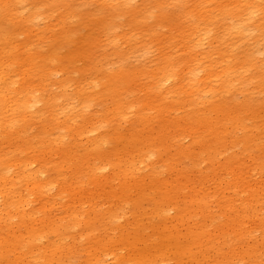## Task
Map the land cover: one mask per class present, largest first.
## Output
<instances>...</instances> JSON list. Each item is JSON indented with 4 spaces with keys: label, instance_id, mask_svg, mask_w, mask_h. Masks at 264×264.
<instances>
[{
    "label": "rangeland",
    "instance_id": "374dc122",
    "mask_svg": "<svg viewBox=\"0 0 264 264\" xmlns=\"http://www.w3.org/2000/svg\"><path fill=\"white\" fill-rule=\"evenodd\" d=\"M0 22V264L264 251V0H0Z\"/></svg>",
    "mask_w": 264,
    "mask_h": 264
},
{
    "label": "bare ground",
    "instance_id": "6f19581e",
    "mask_svg": "<svg viewBox=\"0 0 264 264\" xmlns=\"http://www.w3.org/2000/svg\"><path fill=\"white\" fill-rule=\"evenodd\" d=\"M102 1V4H107V5H110L111 7L112 6H123V5H125V4H128L129 2H130V0H128V1H126V0H101ZM163 19V17L161 16V17H159V21L160 20H162ZM157 19L154 21V23H158L159 22ZM147 26V25H146ZM3 30V28H2V24H1V22H0V33H1V31ZM93 45H95L96 44V40H94V42L92 43ZM20 60V59H19ZM23 60H24V58H23ZM38 66V63L35 65V67H37ZM173 78V75L172 76H165L163 79H162V84L163 85H166V84H168V83H170V82H172V79ZM1 83V82H0ZM4 83V82H3ZM2 84V83H1ZM1 84H0V86H1ZM7 93V91L4 89V86H1L0 87V94H1V96L3 97V101H4V105L3 106H1V110H0V113H3V114H6L7 112H9V111H11V105H10V103L7 101V99L5 98V96H4V94H6ZM150 159H151V157H150ZM143 164H145L146 166H149V165H147L148 163H143ZM34 175V174H33ZM33 175H28V177H30V176H33ZM3 180H4V178H3ZM225 180H222V182H224ZM221 182V183H222ZM3 184L4 185H8V184H11V181H4L3 182ZM39 188H41V185L40 184H38L37 185V189H39ZM44 188H46V187H43V189ZM50 190V187H48V188H46L45 190H44V192H48ZM261 204H263L262 202H259V200H258V198H256L255 197V204H253V205H251V204H249L248 205V209L251 211V213L252 212H254L255 210H256V208L258 207V206H261ZM7 207H9V204H7ZM231 229H235V228H231ZM253 231V230H252ZM220 232V231H219ZM249 234L250 235V233H251V231L250 230H248V229H246V230H244V234L246 235V234ZM220 236H222L221 238H224L225 236H226V234H225V232H223V231H221L220 232V234H219ZM227 238V240L228 241H231V238H229V236H227L226 237ZM226 238H224V241H226ZM243 253H241L240 254V256H239V259H238V262L241 264V262H245V255H242ZM261 255H264V251L263 252H261V253H259L258 252V250H257V247H254V250L252 251V253L251 254H249V256L247 257V260H248V262H246L247 264H264V258L263 257H261ZM97 260V259H96ZM101 261V260H100ZM129 261H125V262H123V264H127ZM103 264H105V262H103ZM150 264H158V263H156V262H152V263H150ZM160 264H166V261H164V260H162L161 261V263Z\"/></svg>",
    "mask_w": 264,
    "mask_h": 264
}]
</instances>
